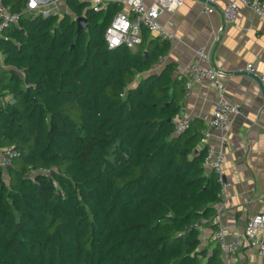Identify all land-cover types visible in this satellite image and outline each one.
Listing matches in <instances>:
<instances>
[{"label":"trees","instance_id":"16d2710c","mask_svg":"<svg viewBox=\"0 0 264 264\" xmlns=\"http://www.w3.org/2000/svg\"><path fill=\"white\" fill-rule=\"evenodd\" d=\"M1 1L19 14L27 0ZM65 3L0 36V150L15 152L0 167V264H223L195 227L222 189L202 126L175 132V66L149 71L168 42L143 31L135 50L108 49L120 6Z\"/></svg>","mask_w":264,"mask_h":264},{"label":"crops","instance_id":"0c3cea01","mask_svg":"<svg viewBox=\"0 0 264 264\" xmlns=\"http://www.w3.org/2000/svg\"><path fill=\"white\" fill-rule=\"evenodd\" d=\"M153 1L145 0V3ZM181 1L180 6L164 10L160 15V24L173 38L167 41L169 49L156 73L165 64H173L176 79L184 88L186 68L193 62L195 51L210 49L215 66L221 71L227 98L239 106L240 113L233 117L223 147L221 168L225 183L220 201L214 205L216 210L221 209V227L226 238L232 240L243 233L247 220L261 210L264 202V23L248 9L241 10L235 24L225 23L221 7L226 0H216L215 10L209 16L202 13V0ZM61 10H68L65 0ZM214 34L219 36L217 42ZM148 37L156 38L150 33ZM2 60L0 55V66ZM250 74L260 80L261 87ZM215 100V90L208 80H203L189 95L183 92L180 110L184 117L201 124L202 131L206 127L202 117L213 112ZM207 143L215 149L220 147L215 132ZM211 231L209 223L203 221L200 247L208 245ZM221 258L224 259L222 253ZM230 264H264V257L258 258L244 245L230 259Z\"/></svg>","mask_w":264,"mask_h":264},{"label":"built area","instance_id":"2783aa9c","mask_svg":"<svg viewBox=\"0 0 264 264\" xmlns=\"http://www.w3.org/2000/svg\"><path fill=\"white\" fill-rule=\"evenodd\" d=\"M64 0H27L21 13L12 11L0 0V36L5 28L18 25L21 16H40L42 18L55 15L61 16V4ZM86 2L94 12L106 10L109 5H118L121 9L113 16L104 32V41L108 49L125 46L135 50L142 40V32L146 31L156 38L170 41L173 35L159 22L164 10L177 8L181 0H155L146 4L145 0H77ZM216 7V0H202L204 16L212 14ZM242 9H248L264 23V0H226L221 7V14L225 23L235 24ZM219 36L214 34V41ZM163 64V57H159L151 66L150 72H156ZM221 71L215 66L210 49L199 48L195 51L194 60L186 68L184 79V95H189L194 87L203 80H208L216 92L215 107L211 114L202 117L206 127L201 131L200 143L206 147L204 165L216 175L222 183L223 147L228 141L232 119L240 113L239 106L229 101L221 82ZM181 79L182 77H178ZM189 125L186 117L175 119V132L185 130ZM212 132L219 140L218 149L207 143ZM15 152L11 147L0 150V167L5 169ZM208 223L214 226L207 238V244L217 245L224 257L223 264H230V259L246 245L258 258L264 257V202L261 210L249 218L241 235L228 240L221 227V209H217ZM200 231L201 224H195Z\"/></svg>","mask_w":264,"mask_h":264},{"label":"water","instance_id":"95a60500","mask_svg":"<svg viewBox=\"0 0 264 264\" xmlns=\"http://www.w3.org/2000/svg\"><path fill=\"white\" fill-rule=\"evenodd\" d=\"M75 23H76V34H79L81 31L86 30L87 28V21L86 18L84 16H79L75 18ZM250 77H252L254 80L257 81V83L259 84V86L261 87V82L260 80L253 76L252 74H250ZM179 118L184 117V113L183 111L180 110L179 114H178ZM222 183H225L224 178H222Z\"/></svg>","mask_w":264,"mask_h":264}]
</instances>
